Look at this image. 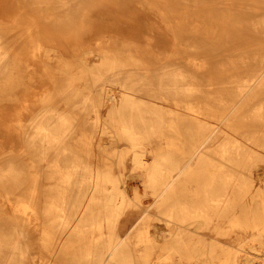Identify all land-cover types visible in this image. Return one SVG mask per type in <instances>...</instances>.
<instances>
[{"label":"bare ground","instance_id":"1","mask_svg":"<svg viewBox=\"0 0 264 264\" xmlns=\"http://www.w3.org/2000/svg\"><path fill=\"white\" fill-rule=\"evenodd\" d=\"M117 1H19L18 12L26 7L30 16L20 34L18 20H0V126L8 124L12 110L3 100H20L24 108L41 104L27 129L17 121L23 151L41 168L31 172L30 165L16 167L11 160L0 165V208L9 199L22 206L18 236L26 240L21 244L11 230L5 235L0 224V264H20L16 256L23 258L32 248L28 209L43 218L41 246L55 257L69 256V264H142L133 254L141 244L166 252L153 264H264V13L237 22L232 12L220 19L203 8L209 0H183L181 16L172 0H134L158 9L147 15L145 30H156L157 19L161 34L171 40L162 66L141 72L127 68L128 62L139 65L154 53L142 51L130 34L116 37L112 27L100 24L108 17L93 16L99 5L124 15L130 0ZM240 1L226 9H251L259 0ZM62 27H69L64 35ZM226 27L245 31L253 43L242 46L241 36ZM143 40L152 44L148 33ZM60 41L70 47L69 56L59 49ZM103 44L113 46L103 49ZM118 44L134 45L135 51L117 52ZM121 73L128 80L118 81ZM85 76L90 81L83 83ZM45 80L53 81L54 92L39 95L50 89ZM18 87L30 92L16 98L12 90ZM60 101L64 108L57 107ZM214 137L220 140L209 144ZM111 138L128 146L115 149ZM153 138L163 139L156 149ZM7 147L15 151L13 142ZM94 148L117 164L130 155L132 170H144L151 199L128 227L121 217L133 201L110 166L91 161ZM147 152L153 154L150 160ZM41 178L47 183L40 194ZM152 208L159 222L150 228L146 218Z\"/></svg>","mask_w":264,"mask_h":264},{"label":"rangeland","instance_id":"2","mask_svg":"<svg viewBox=\"0 0 264 264\" xmlns=\"http://www.w3.org/2000/svg\"><path fill=\"white\" fill-rule=\"evenodd\" d=\"M23 1V0H0V20L3 22L8 21L10 22V18L13 19L15 18L18 20V29L15 31V33L20 34L21 31L25 29L27 24L30 23V16L27 14V8L24 7L23 9H17L18 2ZM162 3H168L167 1L161 0ZM175 2L174 7L176 9V12L178 13V16H181L182 14V9H183V0H172ZM118 3L120 0L117 1ZM255 7L254 8H243V9H226L227 6L230 5H238L241 4L242 2L240 0H209L208 4L206 6H203L205 9H211L212 13L216 16H219L221 13L224 14H229L232 12L231 20L233 21L236 19L237 22H242L246 19H249L251 17L250 15L253 12H258V13H264V2L259 0L256 1ZM124 9H126V13L124 15L119 16L118 11L116 9H112L110 6L106 5H99L95 9H93L94 13L93 14L94 18L95 16L105 18L108 17L106 21L101 20L102 23H100L103 26L109 25L112 27L110 31L111 33L115 34L116 37L119 39H124L127 37V35L130 34L133 38L139 39L141 42L140 44V49L144 51V49L154 53L151 57H149L147 60L143 58L144 61L139 62V65L133 63V61L128 62L127 68L132 69L133 67H137L141 72H144L146 69H151L153 70L154 68H159L162 66V64L166 61V53L170 51L171 48V40L167 36V34L162 32L164 36H162L160 32V26L159 22L155 20V27L156 30L150 29V30H145V20L148 19V14H150L151 11H156L158 10L157 7L154 5L147 4L146 2H143L141 4H136L134 0H130L126 2ZM165 10H167L166 6ZM20 13V15H18ZM4 15V16H3ZM16 15V16H14ZM14 16V17H12ZM92 16V17H93ZM220 17V16H219ZM115 19V20H114ZM220 19H222L220 17ZM125 22L123 23L122 21ZM108 21V22H107ZM97 23V21H96ZM122 24L123 26L127 27H121L117 25ZM231 25H229L230 27ZM29 27H31L29 25ZM226 27V30H232L233 35L241 36V41L242 46L245 44H251L253 43V40L250 42L248 41L249 39H252V36L247 37V33L245 31H238L237 29L229 28ZM127 29V30H126ZM69 27H62L59 29L60 33L62 35L66 34L68 32ZM93 31V30H92ZM14 33V32H12ZM152 38V44H146V41L144 42L143 36L144 34H147ZM94 32H88V40L92 37ZM61 40V39H60ZM247 41V43L245 42ZM123 44H118L114 49L118 52H131L133 53L134 45H130L129 47H122ZM90 48H95V44H90ZM110 44H103V49L104 48H111ZM68 44H66V41H60L59 43V49L63 51V54L67 57L70 55V47L68 48ZM97 50V48L95 49ZM180 60L183 62H186L187 60L182 58L180 56ZM94 59L88 61V65L90 67L94 66ZM208 66L211 68L215 66V62L211 61V63H208ZM156 73L151 74V76H155ZM118 81H124L128 80L126 73H121L118 76ZM85 80L84 82H89V76L84 77ZM88 79V80H87ZM87 80V81H86ZM47 84L49 85L50 89H47L45 91H41L39 95H42V93H53L54 90L51 87L53 84V81L45 80ZM2 82V80L0 81ZM28 83H32L28 81ZM34 85L30 90H33V87L36 86L38 83H33ZM22 87H18L12 92L16 93V98H22L24 92H30L29 89H25ZM36 89V88H35ZM38 90V89H36ZM5 91V90H4ZM34 92V91H32ZM29 97V96H27ZM147 98V96H145ZM4 103H10V108L12 110L8 111V124L6 126H0V143H4L2 145V148H0V165H5L8 160H11L15 163V166H23L26 167L27 164L30 165L27 170L29 171H38L41 166H36V164L33 166L32 164L34 163L32 158L33 154L30 152H25L23 151L22 148V127H18L17 121L21 123V125H24L25 128L27 129L29 126V121L31 116L41 107V104L39 103H31L30 105L27 106V108H24L23 106L21 107L20 105V100H3ZM169 107H174L173 102L169 101ZM15 107V108H14ZM58 108H64L65 104L60 101L57 105ZM14 108V109H13ZM92 122L89 121L85 124V130H90ZM80 128V129H83ZM79 129V128H78ZM97 138L94 137L92 140H96ZM113 141L111 146H113L115 149H125L128 146V143L123 140V139H117V138H111ZM220 140V137H214L212 140L209 141V144H216L217 141ZM73 141V140H72ZM163 141V139L160 138H153L152 143L150 144L153 149H156L159 145L160 142ZM13 142L15 144V151H8V143ZM207 145V144H206ZM203 149V148H202ZM95 154L91 156V161L99 167H104V166H110L111 171L114 175H118L123 179V184L122 187L126 190V194L132 199L133 203L125 210V213L121 217V220H128L126 222V226H130V224L137 220L143 207L145 206V202L151 199V195L149 192H147L144 188L143 184V179H144V170L143 169H136L132 170V164L130 162L129 156H125V160L123 164H117L116 159L114 156L106 155L101 153L97 148H94ZM144 157L147 160H150L153 157V154L150 152H147L144 154ZM46 160L44 161V163ZM36 167V168H35ZM39 167V168H37ZM254 178L257 179L256 175L257 173H253ZM17 176V175H16ZM15 177V176H14ZM20 177V176H19ZM16 178V177H15ZM47 183V180L44 178H41L39 186H37V189L39 192L42 189H45V184ZM43 185V186H42ZM27 186V185H26ZM1 194H4V192L0 191ZM135 192L138 193L139 197L141 200L135 199ZM20 193V192H19ZM18 194V193H17ZM15 194V195H17ZM41 194V192H40ZM14 195V196H15ZM21 195H22V189H21ZM13 196V197H14ZM42 198H40L41 200ZM11 200L9 199V202L5 201L0 208V224L2 228V232L6 235L9 233H17L18 236V231H22V227L24 226V219L22 218V213L20 211V208L22 206H17V204H12ZM39 207L36 209H40L41 207V202L38 201ZM28 213L31 215V224L29 226V232L31 234L29 235L30 237V248L28 252L26 253L25 257L20 258V256H16V259L20 261V264H42L46 262L47 258V263L46 264H69V256L66 258L65 254H59L57 257L56 255L51 253L48 254V252L41 246L40 244V238L42 235V223L41 221L43 220L42 217H36L34 214V210L28 209ZM158 210L155 208H152L146 218V221H148V224L151 228L152 223L159 222L158 217ZM143 225V223H140L138 226ZM13 231V232H12ZM235 232H233L234 235ZM205 234L209 237L215 236L213 233L209 231H205ZM232 235V237H233ZM58 236V235H57ZM63 237V236H62ZM19 242L21 244H25V239L23 238V234L21 236H18ZM64 238H60L56 242L57 250L59 249L60 245L62 244ZM3 248V247H2ZM3 250L8 251L9 249L7 247H4ZM165 251L154 247V248H146L143 244L138 245L137 248H133V254L136 260L143 262L142 264H153L157 260H159L160 257H164L166 254ZM148 258L147 262L142 259ZM67 259V260H66ZM179 260H176V263H178ZM16 264V262L14 263ZM210 264V263H208Z\"/></svg>","mask_w":264,"mask_h":264}]
</instances>
